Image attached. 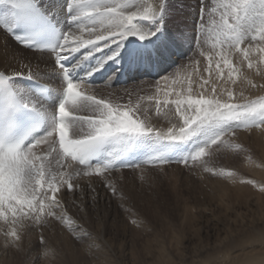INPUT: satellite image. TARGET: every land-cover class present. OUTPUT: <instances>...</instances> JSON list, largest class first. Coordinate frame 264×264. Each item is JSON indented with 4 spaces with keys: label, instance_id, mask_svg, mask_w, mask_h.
I'll return each instance as SVG.
<instances>
[{
    "label": "rangeland",
    "instance_id": "374dc122",
    "mask_svg": "<svg viewBox=\"0 0 264 264\" xmlns=\"http://www.w3.org/2000/svg\"><path fill=\"white\" fill-rule=\"evenodd\" d=\"M234 2L157 0L161 10L157 18L148 19L150 29H180L178 38L186 48H179L181 56L171 53V58L180 57V61H173L168 73L129 87L118 88L112 82L99 85L93 96L70 103L63 120L65 129L79 133H92L109 114L131 120L144 129L145 136L140 137L160 145L157 153L137 164L82 168L84 172L80 168L69 171L61 152L55 153L54 148L46 150L50 155L43 154V160L39 159L42 153L36 154L35 163L27 161L37 185L31 209L26 207L25 215L13 216L7 209L19 205L8 200L0 208V264H240L243 254L264 247V239L254 244L264 236V142L258 139L264 124L257 126L264 112L259 103L264 102V26L260 23L264 0H253L231 32L221 16L229 11L225 6ZM229 23L234 21L229 18ZM231 63L253 81L243 85L241 78L237 84L229 79V89L220 96L200 100H212L213 108L217 102L238 107L255 102L247 125L235 120L224 125L209 123L187 140L160 139L156 134L167 137L169 130L155 123L147 126L145 114L163 120L174 115L183 122L171 128L179 136L186 112L191 117L199 108L190 103L193 96L183 101V105L190 103L188 108L175 102L179 98L160 96L159 91L165 90L160 79L170 77L172 86L175 82L185 86L182 79L187 73L183 71L189 66L196 74L203 67L205 72L199 76L204 78L207 68L225 71ZM227 130L234 132L212 143ZM51 144L55 145L54 140ZM201 148H205L204 155L193 160L191 156ZM252 166L258 174L249 171ZM40 168L43 176L37 177ZM11 173L0 171L2 195H7L4 189L10 181L17 179L14 173L7 179ZM49 183L55 188L49 189ZM17 187L24 191L23 183ZM45 192L48 198L41 199Z\"/></svg>",
    "mask_w": 264,
    "mask_h": 264
},
{
    "label": "bare ground",
    "instance_id": "6f19581e",
    "mask_svg": "<svg viewBox=\"0 0 264 264\" xmlns=\"http://www.w3.org/2000/svg\"><path fill=\"white\" fill-rule=\"evenodd\" d=\"M36 1L50 16H52V18L60 26L63 27L66 34L70 31L73 33V39H75V37H80L82 40L88 39L90 35L89 28L91 27H95L97 32L103 31L107 35H112L113 33H119L121 31H125L127 28H130L133 25H135L136 31L138 33L145 34L144 39H140L138 35L131 34L116 40V42H112L111 40L97 41L99 43L97 45L86 46L85 48H87V51L84 53L85 57L88 55L96 56L97 58L96 65L98 68L100 67L105 68L107 64H111V67H113V69H119L120 71V69L127 64L129 65V68L135 66L136 71L134 75V80L132 81V85L135 84V79L136 81L142 82L149 80V78L152 77L151 74H146L147 69H145L143 75H147L148 78L139 80V78L142 75L141 72L142 66L154 67V65H156L159 71V75L165 72L168 73L173 68L172 66V64H174L173 61H177V62L180 61V57L174 56L176 58L173 57L171 58L172 55L171 53L172 52L174 53V51H176L181 56V53L179 52L180 51L179 48L181 50H185L186 48L185 43L178 38L180 29L178 28L169 29L167 32H165L164 30L161 31L159 29L156 30L150 29L151 23H148L149 21L148 19H150L151 13L154 10V17L157 18L161 10L159 9L160 7L157 4V0H118L115 2L114 0H93V2L115 4L120 10V12L123 13L124 16L134 14L135 19L133 20L134 22L132 23V25H128L129 23H125L121 25L118 22L114 23L112 21H109L108 19H104L103 23L97 21L96 24L93 25L92 21L86 17L82 18L83 21L73 19V17L78 14V10L75 8L69 9L70 0H36ZM0 11L3 14L2 20L5 22H10L12 27L14 25V22L10 20L9 17L10 15H12L13 10H11V7L7 5L6 0H2V2H0ZM180 16H177V18H180ZM143 17H149V18L144 19ZM154 17L152 19H154ZM108 29H112V32H109ZM92 35H93V39H95V34ZM71 42L72 41H70V43ZM97 49L100 50L97 51ZM199 65L200 63L198 64V67ZM236 66L235 64L231 63L227 67V70L225 71H222L221 69L208 70L207 68V76L204 78L199 76V74L205 72L203 67H200L199 74H196L195 72L190 71L191 66H189V68L186 71H183L184 74L185 73L188 74V75L186 74V79L184 78L183 75L182 80L185 82V86H183L181 82H175L174 86H172L173 83L171 81L172 79L169 80L170 77H168L167 79L166 78L160 79L159 83L163 85V87L161 86L162 88L165 87V90L161 89L158 94L162 97L168 96L170 98H179L178 101L175 102L182 103L181 104L182 108L183 107L188 108L189 104L193 103L190 102L188 105H183V101H185L186 98L189 96H193L195 97V99L197 98V100L198 99L200 100V98L203 99L206 96L217 98L218 96L221 95V93L224 90L229 89L228 87L229 79L235 84H237L236 81L239 78H241L240 82H243V85L246 84L247 81L249 82V80L251 82L252 79L251 75L245 76L243 73H241L238 70ZM57 70H58L57 62L53 58L52 54L32 51L20 46L0 26V74L6 75L9 78V80L13 84L14 90L17 92L19 98L23 103H25L29 107H32L38 111L43 112L48 117H53L57 115V111L55 107L36 97L35 94L31 90H29L24 85V83H22V78L23 77L33 78L50 85L54 89L60 88L61 85L57 78ZM31 71L35 73H30ZM119 71L114 75L112 79L113 85H115V78L116 75L119 73ZM108 82L103 84V86L108 84ZM77 85H78L77 88L74 90L75 97L70 98L66 106H69L70 103H73V101H75L76 98L85 99L93 96L94 91H96L95 89L99 88V86L98 87L89 86L84 82L77 83ZM129 86H131V84L128 85L127 87ZM118 88H124V86ZM166 88H169V90H167ZM169 91H173V93H170ZM65 113L68 114V109L66 107H65ZM184 113L183 116L185 115ZM144 116L147 117L148 127L150 126L153 127L152 125L153 123H155L157 127H162L164 130H169L171 128L176 127L175 125L178 126L183 125L182 119H179L174 115L167 117L166 120H163L162 117H157V118L152 117L153 115L151 116L149 114L147 115L145 114ZM185 116H187V112ZM59 117L61 119L60 113H59ZM65 118L66 115L63 117V120H65ZM175 129L177 131V128ZM66 131L68 132L71 141L74 139L86 138L89 134H91V132L79 133V131L73 130L72 128L68 129V127ZM258 134H259L258 139L260 140V142H264V129L261 130ZM51 142H53V140L50 141L49 143ZM44 149L45 148L43 147V150ZM108 151L111 154L114 153L111 143L109 144ZM36 160L37 158L35 155L32 156V158L30 159V161H36ZM64 160L66 162L65 166L71 172H76L77 170H79V168L80 169L86 168V167H81L78 164L72 162L67 157H65ZM111 164L112 163H108L107 165L104 166H92V167L99 168V167L113 166V164L112 165ZM92 167H88V168H92ZM82 171L84 172L85 170L82 169ZM249 171L251 173L258 174L255 166L250 167ZM12 174L13 173H11L9 177L6 176L7 179H10ZM69 198L73 199V195L70 194ZM263 239L264 236L262 235L261 237L257 238L258 242L254 244L260 243L259 241ZM240 261H241L240 264H264V247H262L261 249L246 252L245 254H243V258Z\"/></svg>",
    "mask_w": 264,
    "mask_h": 264
},
{
    "label": "snow or ice",
    "instance_id": "6c2138e0",
    "mask_svg": "<svg viewBox=\"0 0 264 264\" xmlns=\"http://www.w3.org/2000/svg\"><path fill=\"white\" fill-rule=\"evenodd\" d=\"M0 2H2V0H0ZM252 3L253 0H235L234 3L226 5L225 7L229 9V11L221 16L223 25L231 32H235L241 17L248 12L249 8L252 6ZM73 8L78 10V14L73 17L74 20L83 21L82 18L86 17L92 21L93 25H95L97 21L103 23L104 19H108L114 23L118 22L121 25L125 23L131 24V22L135 19L134 14L124 16L115 4L93 2V0H70L69 9ZM153 17L154 10L151 13L150 18L152 19ZM143 18L148 19L149 17ZM229 18L234 21L233 24L229 23ZM260 23L262 26H264V14L261 16ZM108 31L112 32V29H108ZM89 33V38L82 40L80 37H75V39H73V33L71 31L68 32L63 39V46L60 49V55H58V62L66 58L63 55L64 53H75L81 47L99 44L97 41L111 40L112 42H116V40L131 34L138 35L140 39L145 38L144 33H138L136 31L135 25L127 28L125 31L113 33L112 35H107L103 31L97 32L95 27L89 28ZM92 34H95V39H93ZM70 41L72 42L70 43ZM99 50L100 49H97V51ZM77 86L78 85L76 83L69 81L67 85V93L69 98H71ZM97 103H99V101ZM193 103L201 107L196 110L195 115L191 117L185 116L184 126L180 128L179 136L173 134L172 129H169L167 137H162L159 133H157L156 136L160 139L187 140L205 124L215 123L217 125H224L235 120L241 121L247 125V118L255 112V102H250L249 104L239 107L233 105L232 103L220 104L217 102L214 108L212 107V100H197ZM259 103L264 106V102ZM203 105H208V109H204L202 107ZM59 113L61 116V123L59 126L60 145L64 149L65 153H70L74 159H79L81 163H86L87 158L90 155L95 154V152L99 151L105 144L109 142H114L119 145L124 140L145 136V131L140 124L133 123L131 120L127 119L122 120L114 118L111 114H109L108 119H101L95 126L94 131L86 138L74 139L72 141L66 142L65 124L63 123V117L66 115L64 103H61L59 107ZM124 115L127 117V113ZM260 116L261 118L257 126L264 124V112H261ZM229 132H234V130L222 132L212 141V143H216L219 137L227 135ZM51 135L52 132L49 133V136ZM40 142L41 141L37 142L36 145L40 144ZM34 146L29 147L27 150H22L19 145L8 148L0 146V169H3V171L6 172L14 173L17 178L16 180L10 181V186L4 189V192H6L7 195L0 194V208H2V203L4 200H8L10 203L15 201L16 205H19V207L13 206L12 208L7 209V211H11L13 213V216H15L17 212H19L21 215H25L26 213L24 209L26 207L31 209L33 201L36 199L37 193L35 192V188L37 185L33 183V167H30L27 164V161L32 158V149ZM204 153L205 148H201L200 150L196 151L194 155L191 156V158L194 160L204 155ZM39 159L43 160L44 157H39ZM184 162L187 163V160ZM96 171H100V169H96ZM36 175L37 177L43 176L42 168L36 170ZM39 182L40 181L37 180V183ZM20 183H23L24 191H21V189L17 187V185ZM48 187L49 189H54L55 185L49 183ZM69 188L71 189V185H69ZM25 193H27V195ZM28 196H31L32 198L29 199ZM46 198H48L47 192H45L41 199ZM52 206H55L54 196ZM2 214L3 212H0V215ZM15 234L16 233L13 231L12 235L15 236Z\"/></svg>",
    "mask_w": 264,
    "mask_h": 264
}]
</instances>
